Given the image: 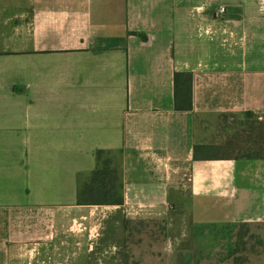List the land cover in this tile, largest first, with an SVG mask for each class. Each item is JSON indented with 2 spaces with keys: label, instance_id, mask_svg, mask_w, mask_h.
<instances>
[{
  "label": "crops",
  "instance_id": "1",
  "mask_svg": "<svg viewBox=\"0 0 264 264\" xmlns=\"http://www.w3.org/2000/svg\"><path fill=\"white\" fill-rule=\"evenodd\" d=\"M263 2L0 0V264H115L149 217L190 264L196 226L264 224V160L192 158L196 119L264 116ZM97 151L119 162L120 205L76 203Z\"/></svg>",
  "mask_w": 264,
  "mask_h": 264
},
{
  "label": "rangeland",
  "instance_id": "2",
  "mask_svg": "<svg viewBox=\"0 0 264 264\" xmlns=\"http://www.w3.org/2000/svg\"><path fill=\"white\" fill-rule=\"evenodd\" d=\"M259 120L264 122V116H259ZM215 122L212 118L197 120V139L217 143L219 153L225 150L224 154L240 156L239 149L247 147L245 137L218 131ZM226 143L231 145L225 146ZM188 204L181 203L183 212L188 210ZM126 230V239L116 250L115 264H175L176 256L167 244L166 220L136 218L126 224ZM175 233H171L172 237ZM193 237L190 264H264V224L196 227Z\"/></svg>",
  "mask_w": 264,
  "mask_h": 264
},
{
  "label": "trees",
  "instance_id": "3",
  "mask_svg": "<svg viewBox=\"0 0 264 264\" xmlns=\"http://www.w3.org/2000/svg\"><path fill=\"white\" fill-rule=\"evenodd\" d=\"M133 35L137 34L133 33ZM137 36L144 42L147 40L144 35ZM192 84V73L175 72L173 74V103L176 112L192 111ZM212 119L216 121L215 126L218 131L228 134L233 132L234 137H239V135L244 136V143H246L245 146L247 147L239 149V152H241L240 156L232 157L224 154L223 152L225 150L222 151L223 154L219 153V145L215 142H198L193 145L192 149V158L194 161L224 159L264 160V122L259 120V116L249 112L243 114L223 113L216 115ZM229 145L231 143L225 144V146ZM105 155L106 153L104 151L96 152V168L90 173L86 182L77 188V205L122 204V183L119 162L116 158H109ZM231 224L233 223H227L225 225ZM241 225L248 226L247 224Z\"/></svg>",
  "mask_w": 264,
  "mask_h": 264
},
{
  "label": "built area",
  "instance_id": "4",
  "mask_svg": "<svg viewBox=\"0 0 264 264\" xmlns=\"http://www.w3.org/2000/svg\"><path fill=\"white\" fill-rule=\"evenodd\" d=\"M263 4H264V2H263ZM225 8L224 7H220L219 8V14L221 15V14H224L225 13ZM263 12H264V10H263Z\"/></svg>",
  "mask_w": 264,
  "mask_h": 264
}]
</instances>
